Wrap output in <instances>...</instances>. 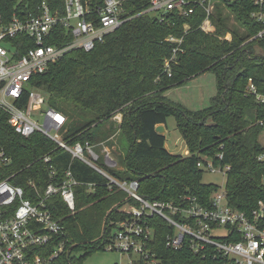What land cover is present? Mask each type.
I'll list each match as a JSON object with an SVG mask.
<instances>
[{"label": "trees", "instance_id": "1", "mask_svg": "<svg viewBox=\"0 0 264 264\" xmlns=\"http://www.w3.org/2000/svg\"><path fill=\"white\" fill-rule=\"evenodd\" d=\"M42 2L52 13L63 10L64 0H0V13L5 19L13 14L35 13ZM89 2L97 6L102 0ZM124 7V16L131 18L102 42L90 51H67L33 78L49 106L66 116L64 139L70 145L86 141L94 146L101 142L115 145L116 159L122 167L110 169L115 178L137 180L140 195L173 204L180 203L185 195L194 196L201 204L209 203L218 186L202 182L204 171L197 162L202 156L210 157L215 164L230 167L225 182L229 204L250 210L258 200H264V161L257 158L264 153V142L259 140L263 128L257 123L264 118V102L245 93L251 79L264 96V34L255 37L264 24L250 18L255 7L248 0L217 3L211 34L198 29L204 17L201 8L187 18L169 14L159 21L149 13L136 15L148 7L147 0H127ZM230 14L235 24L228 23ZM185 21L191 25L186 33ZM227 32L231 34L230 40L222 38ZM169 34L183 37L182 51L178 52L177 63H172L170 72H166L164 59L171 55L175 45L165 40ZM71 38L68 31L58 27L49 42L62 44ZM257 48L261 53L256 52ZM207 71L215 74L217 91L206 108L190 111L166 95L167 90ZM118 112L122 115L120 122L112 119ZM170 116L175 118L176 128L185 141L187 156L169 153L164 147L165 135L156 131L158 125L166 128ZM105 122H109L107 128L103 127ZM0 148L11 158L9 171L14 174L13 182L26 190L32 181L41 193L50 181L48 165L42 160L47 153L52 157L56 179L63 178L69 168L79 182L74 187L73 214L59 195L48 200L53 216L64 227L63 234L45 247L50 252L59 240L64 241L63 251L50 264H81L94 250L104 251L103 244L112 235L111 223L125 217L118 208L126 201L137 204L120 190L109 191L102 175L72 159L68 151L41 133L29 137L15 133L2 110ZM218 154L222 157L218 158ZM88 183H96L94 190L88 191ZM33 194L31 188L28 196ZM90 203L102 205L101 215L106 216L102 234L98 225L93 230L90 225V230L76 229V209L82 213L81 208ZM146 220L153 230L146 246L158 264H232L212 245L199 252H194L188 241L177 250L167 248L165 238L173 228L156 215ZM79 224L84 225V221ZM78 251L80 255L75 256ZM132 264L146 262L135 258Z\"/></svg>", "mask_w": 264, "mask_h": 264}, {"label": "built area", "instance_id": "2", "mask_svg": "<svg viewBox=\"0 0 264 264\" xmlns=\"http://www.w3.org/2000/svg\"><path fill=\"white\" fill-rule=\"evenodd\" d=\"M127 0H102L97 6L89 0H64L63 10L51 12L49 6L42 2L35 13L25 15L13 14L5 19L0 13V110L7 114V122L14 132L29 137L39 132L57 147L71 154L102 175L104 185L109 191L121 189L137 204L126 201L118 208L125 214L124 219L112 224L111 238L103 244L107 251H118L129 256L128 264L135 258L143 259L146 264H158V259L150 254L146 246L152 237V228L147 224L148 216H159L167 221L173 232L166 235L165 246L177 250L188 241L194 252H199L206 245H212L216 251L232 264H264V200H258L250 210H241L229 204L225 187L213 191L209 203L201 204L194 196L185 195L181 202L173 204L159 200H149L138 193L137 180H117L108 174L104 167L117 166L116 159L108 147L102 145L104 155L102 166L98 164L100 155L94 151L88 141L70 145L60 130L67 122L66 116L49 106L44 92L33 84V78L44 73L49 65L72 49L90 51L97 42L114 31L129 16H124V2ZM148 7L141 13H149L159 21H164L169 14L187 18L198 8L203 9L204 17L198 29L204 33L214 32L212 18L215 6L219 2L237 0H147ZM253 4L249 16L256 22L264 24V0H248ZM60 27L71 34V39L62 43H50L55 30ZM191 30L189 22L183 23V32ZM264 34V29L255 37ZM183 37L169 34L166 41L174 45L170 56L164 59L166 72L171 64L177 63L178 52L182 51ZM225 39L230 40L227 33ZM168 75H170L168 73ZM263 103L260 94L251 79L245 89ZM121 113L113 115L121 121ZM264 129V118L258 120ZM218 158L222 155L218 154ZM264 161V153L257 157ZM48 165L50 181L43 192H38L32 181L29 189L13 182L10 173L11 158L0 148V264H50L63 251L64 241L59 240L47 252L45 247L53 238L61 236L64 227L48 207V200L59 195L69 212H75V185L79 182L73 177L69 168L63 178L56 179V170L49 153L42 156ZM197 166L203 171L227 174L229 165L215 164L210 157H201ZM264 181V177H263ZM96 183H88V191ZM33 189V196L28 191Z\"/></svg>", "mask_w": 264, "mask_h": 264}, {"label": "rangeland", "instance_id": "3", "mask_svg": "<svg viewBox=\"0 0 264 264\" xmlns=\"http://www.w3.org/2000/svg\"><path fill=\"white\" fill-rule=\"evenodd\" d=\"M228 23L230 25L235 24L234 17L231 14L229 15ZM224 36L222 38H224ZM216 91H217L216 76L213 72L207 71L205 73H202L200 75H197L189 79L188 82H186L182 86L174 87L167 90L166 95L171 101L180 104L184 108L190 111H198L210 105V99L216 94ZM108 126H109V122H105L103 124L104 128H107ZM92 132H94V129H92ZM59 133L64 135L63 130H60ZM163 134L165 135L166 138L164 147L169 153L174 155H181V156L188 155L185 141L182 138L178 129L176 128L175 118L173 116L167 118L166 128ZM112 137L113 136H111L109 140H111ZM259 140L261 142H264V129L260 132ZM101 144L105 145L104 142H101L95 146L94 144H92L94 151H96V153L100 155L99 156L100 159L98 161V164L100 166H102V164L104 163V155L101 152L102 149ZM105 146L108 147L109 151H111L112 155L116 159L115 152H117V149H115L116 148L115 145L113 147H110L109 145H105ZM116 162H117V166L104 167L106 172L113 177L115 176L110 172V169L111 170L122 169L117 159ZM202 182L205 184H214L217 185L218 187H225L226 174L219 172H210L208 170H205L202 176ZM117 190H120L121 193L127 194V192L124 190L121 189H117ZM97 205L98 204H91V203L84 205L81 208V210H83L82 213L79 212L80 210L76 209L77 220H75L74 222L77 225L76 226L77 230L79 231H82V229L90 230L89 225L92 226L91 230H93L94 227L98 225L99 231L98 230L97 231L101 234L103 233L106 216L101 215L100 207H102V205L100 206ZM114 206H116V204ZM80 220L84 221V225L79 224ZM94 239H96V237ZM78 255H80L79 251L75 253V256ZM134 256H135L134 254L129 256L126 253H121L118 251L94 250L93 252H91L82 259L81 264H128L129 259H131Z\"/></svg>", "mask_w": 264, "mask_h": 264}, {"label": "water", "instance_id": "4", "mask_svg": "<svg viewBox=\"0 0 264 264\" xmlns=\"http://www.w3.org/2000/svg\"><path fill=\"white\" fill-rule=\"evenodd\" d=\"M256 52H257V53H261V51H260L259 48L256 49ZM164 130H165V128H164L163 125H158V126L156 127V131H157L158 133H160V134H163Z\"/></svg>", "mask_w": 264, "mask_h": 264}]
</instances>
